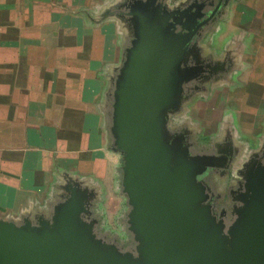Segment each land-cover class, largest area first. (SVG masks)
Wrapping results in <instances>:
<instances>
[{"label": "water", "instance_id": "obj_1", "mask_svg": "<svg viewBox=\"0 0 264 264\" xmlns=\"http://www.w3.org/2000/svg\"><path fill=\"white\" fill-rule=\"evenodd\" d=\"M191 1L172 7L167 0H122L110 13L131 36L108 97L111 150L122 157L134 248L98 236L90 219L93 194L69 177L48 215L0 218V264H264L263 158L254 154L243 165L227 224L202 179L233 153H193L186 134L168 130L171 115L197 89L189 86L212 74L194 39L223 0L209 14L210 0Z\"/></svg>", "mask_w": 264, "mask_h": 264}, {"label": "crops", "instance_id": "obj_2", "mask_svg": "<svg viewBox=\"0 0 264 264\" xmlns=\"http://www.w3.org/2000/svg\"><path fill=\"white\" fill-rule=\"evenodd\" d=\"M121 1L0 0L1 219L48 215L68 175L91 181L97 163L109 162L120 182L122 161L103 127L107 73L121 59L125 34L110 13ZM167 1L176 7L191 0ZM198 39L212 74L196 91L205 82L226 91L222 124L238 131L230 136L239 139L237 152L248 155L243 161L254 154L264 160V0H223ZM102 167L95 168L98 179Z\"/></svg>", "mask_w": 264, "mask_h": 264}, {"label": "rangeland", "instance_id": "obj_3", "mask_svg": "<svg viewBox=\"0 0 264 264\" xmlns=\"http://www.w3.org/2000/svg\"><path fill=\"white\" fill-rule=\"evenodd\" d=\"M124 32V35L121 34V36L123 35V40L122 38L120 39L122 49L117 52L119 55L118 58H120V54L122 58V55L125 52L124 50L129 47L128 45H130L131 42V36L126 34V30H124ZM204 56L206 55L204 54ZM120 61L121 59L118 60V64L115 67L120 64ZM107 75L109 79V96L112 91V79H114L116 75L115 68L111 69V67H109V73H107ZM206 83L207 82H205L204 86H202L203 84L200 85L201 92H197L196 89L191 91L186 100L183 101L181 109L173 114V116L171 115L168 123V130L186 134L189 138L191 144L190 148L193 153L208 155L221 154L224 156H228L229 152L233 153V159L231 162L224 164V167L209 170L202 179L209 188L211 196L210 201L213 205L212 207H214L215 213L218 216L221 214L225 216V209L221 210L220 208L226 206L230 199L235 202L238 192L241 191L243 184L241 171L243 165L246 163V160L243 161L246 153L243 154L242 152V155H240V153H238L239 139L234 140L230 137L238 134V131L237 133L233 131V127L235 126H226L225 124H222L225 123L223 121H226L227 113L229 111L226 91L219 90L213 92V85L210 83L206 86ZM195 85L196 84H192L189 88H194ZM110 104L111 101L107 103L106 112L104 111L106 125L103 128L108 134L109 144L112 146V140L109 133ZM243 141L244 144L249 142L248 149L251 148V145L252 148H257L258 143L255 141L254 144L251 143V141H246V139ZM79 156L82 157V154ZM247 156L248 155H246V158ZM120 159L122 161L121 156ZM101 165L106 172L102 174L103 179H98L95 176V168ZM91 169L93 172L92 175L94 176H91V181L89 179L85 181L79 178L78 175L68 176L79 180L80 182H85V185L93 194V197L90 200V219H95L97 221L96 230L98 236L109 243H116L124 250L133 249L134 244L132 236H130L131 234L128 232L126 224L128 206L125 197L121 193L119 171L116 172L115 169H112L109 162L106 164L97 163V165H93ZM233 219L234 216H231L228 224H230Z\"/></svg>", "mask_w": 264, "mask_h": 264}, {"label": "flooded vegetation", "instance_id": "obj_4", "mask_svg": "<svg viewBox=\"0 0 264 264\" xmlns=\"http://www.w3.org/2000/svg\"><path fill=\"white\" fill-rule=\"evenodd\" d=\"M193 1H190L189 2V4H191ZM213 1L212 0H210L209 2H208V4H207V8H205V13H207V14H209L211 11H213L214 10V8L217 6V5H214L213 3H212ZM213 7V9H211L209 12H208V10L210 9V8H212ZM216 16V15H215ZM215 20V17H214V19L207 25V26H205V27H203L202 29H201V31L199 32L200 33V36L202 35V34H204V32H205V30L208 28V26H210L211 24H212V22ZM199 39L198 38H195L194 39V41L196 42V41H198ZM195 84V83H194ZM200 85H202V83L200 84ZM197 92H201V90L199 91H197ZM196 92V93H197ZM235 190H238V189H235ZM238 203H236V202H234V201H232L231 199L229 200V203L227 202V205L226 206H223V207H221L220 209L221 210H224L225 209V211H226V213H225V216H222V218H223V220L225 221V223H227L228 224V221H229V219L231 218V212H232V210H233V207L235 206V205H237Z\"/></svg>", "mask_w": 264, "mask_h": 264}]
</instances>
